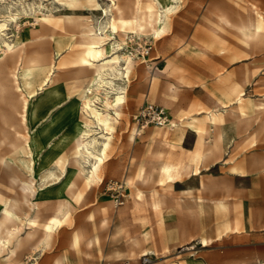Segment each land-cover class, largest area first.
<instances>
[{"label":"rangeland","instance_id":"obj_1","mask_svg":"<svg viewBox=\"0 0 264 264\" xmlns=\"http://www.w3.org/2000/svg\"><path fill=\"white\" fill-rule=\"evenodd\" d=\"M136 1L116 0L122 13L113 10L115 36L123 40L125 31L133 35L126 40V52H135L145 40L153 49L134 57L106 158L87 182L71 167L65 176L62 162L71 156L80 117L75 85H84L92 75L91 66L80 64L87 49L79 32L88 17L96 20L101 12L93 11L87 0H0V23L8 20L3 37L17 44L15 56L25 64H55L50 71L51 66L36 71L30 85L20 79L33 96L21 122L22 95L11 78L15 61L10 52L0 60V144L14 140L17 132L27 135L32 155L26 157L34 161L37 179L48 169L55 174L39 188L40 209L33 214L38 232L1 264H264V34L250 41L240 31L242 24L261 23L264 0H180L165 21L162 35L171 33L165 44L150 30L143 36L133 33L137 18L154 4L140 0L137 6ZM49 11L54 16L42 19L41 13ZM11 13L18 14L16 21L8 19ZM182 43L176 52L184 59L175 61L169 52ZM0 49L7 51V46L0 43ZM196 53L209 60L193 61ZM199 72L207 77L201 83L194 78ZM46 78L50 81L41 89ZM50 88L55 91L48 96ZM146 100L167 109L179 126L148 125L140 131L133 116ZM213 108L227 109L223 151L198 164L200 172L193 177L160 184L162 160L189 161L201 140L205 148L210 146L212 132L221 124L208 117L218 110ZM240 117L251 122L239 124ZM191 129L201 131V138ZM128 176L133 177L130 183ZM0 190L15 194L2 180ZM60 197L70 203L60 227L75 231L76 259L67 253L54 259L44 252L52 249V238L48 246L35 248ZM117 197H122L121 205ZM2 209L0 200V213ZM88 237L92 253L79 249ZM202 238L213 242L203 246ZM143 249L153 254L141 256Z\"/></svg>","mask_w":264,"mask_h":264},{"label":"bare ground","instance_id":"obj_2","mask_svg":"<svg viewBox=\"0 0 264 264\" xmlns=\"http://www.w3.org/2000/svg\"><path fill=\"white\" fill-rule=\"evenodd\" d=\"M87 1L93 11H99L101 14L96 20L92 17H88V19L86 17L87 21L83 23L84 27L82 26L83 28L79 32L82 38L81 42L87 49L80 60V64L82 66H91L92 75L84 85H75V88L80 91V103L78 105L80 117L75 124V134L69 148L71 156L65 157L62 162V173L66 176L67 168L71 167L77 177L84 178L89 182L97 176L106 158L115 133V124L119 122L117 108L126 101L128 83L130 82L129 74L135 64L134 57L126 52V48H128L126 40L132 38L133 35H129L125 31L127 37H124L123 40L115 36L117 25L113 23V10H118L119 14L122 13V9L118 6L116 0ZM152 1L154 4H149L146 11L137 18L136 29L133 33L143 36L147 30H150L154 38H160L163 34L167 17L176 11L180 0ZM136 4L139 6L140 0H137ZM41 15L42 19H49L54 16L50 11L41 13ZM259 16L261 19L259 25L246 23L240 26V31L247 40H256L263 36L264 14L260 13ZM17 17L18 14L11 13L8 19L16 21ZM64 20L68 23L72 22L71 16H64ZM7 22L8 20L5 19L0 23V43L7 46V51L0 52V60L3 59L5 52H10L11 58L15 61V68L11 72V78L15 89L22 95L21 122H25V112L28 108L29 100L33 96L24 90L20 79L26 81L25 85H30L29 79L33 77L36 71H43L47 66H51L49 68L50 71L55 67V64H44L41 62L25 64L19 54L15 56L18 49L17 44L12 40L7 41L3 37L8 27ZM124 24L126 26L127 23L124 22ZM49 81L50 78H46L41 89L47 86ZM54 91L55 88H50L46 92L50 96ZM226 112L227 109L220 108L208 114V117L214 122L215 120H220L221 122L218 130L212 132L213 141L208 148L204 147V143L200 139L201 142L192 160L188 159L189 161L179 162L162 160L160 162L157 168L158 182L160 184L178 182L184 176L193 177V175L200 172L198 164L210 157L214 158L223 151L228 143L227 125L223 124V114H226ZM250 122V117H240L238 119L239 124L247 125ZM179 123L171 121L168 126L176 128ZM191 131L197 133L199 138H201V131L198 129H191ZM10 153L15 154L16 157L10 156ZM26 155L31 156L32 151L29 139L25 134L17 132L14 140L9 142L5 140L0 144V180L6 182L15 191V194L7 195L0 190V200L3 206L0 213V264L2 259H8V262L11 261L24 239H32L38 232V228L35 226L37 217H33V214L38 213L40 209L39 188L44 186L49 178L55 176L53 170L48 169L42 172L38 180L35 175L34 161L27 159ZM163 155L164 153L160 151L159 156L163 157ZM132 179V176H128L127 181L130 183ZM68 185L72 188L74 183H69ZM70 209L68 200L65 197H60L53 215L44 225L42 236L35 243V248L48 246L53 233L60 228L62 219L68 214ZM106 222L107 219L104 220V223ZM200 241L203 246H208L213 242L212 239L206 238H202ZM76 242L77 239L72 244L75 245ZM89 243H92V241ZM149 254H153V252L143 249L141 256ZM57 263L61 264L60 261Z\"/></svg>","mask_w":264,"mask_h":264},{"label":"crops","instance_id":"obj_3","mask_svg":"<svg viewBox=\"0 0 264 264\" xmlns=\"http://www.w3.org/2000/svg\"><path fill=\"white\" fill-rule=\"evenodd\" d=\"M170 34L171 33H168L166 35H162L158 39L160 41V44H165L164 40ZM183 45H184L183 43L179 44V45H176V48H173L169 52V55H171V57H173V60H175V61L177 60L178 61V60L184 59V57H182L183 55H180V54H178L176 52ZM181 51H182V49H181ZM192 60L199 62V61H207V60H209V58L208 57H204V55H202L201 53H196L195 55L192 56ZM194 78L197 79V82L201 83V81L206 80L207 77H206V73H200L199 72ZM147 99H149V98H147ZM213 109H220V108H213ZM171 115H172V113H171ZM197 141H198V137H197ZM160 151H162V150H159L158 153ZM162 152L165 153L164 151H162ZM89 206L90 205L85 206L84 209H88ZM74 235H75V231H72V228H68L67 229V227H64L62 225L52 237V240H53L52 249L49 252L48 251H44V252L50 253L52 255H55L54 259H56V257H58V255L61 254V253H67L69 255L73 254L72 257H74L76 259L77 255H78V252H77V249L75 247H72V243H74V241H75ZM95 238L96 237H94V240H95ZM89 241H90V237L86 238V240H84L83 244L80 246L79 249H81L83 252L85 251L86 253H92L93 250H91L90 247H86V244L89 243ZM42 255H44V254H42Z\"/></svg>","mask_w":264,"mask_h":264},{"label":"built area","instance_id":"obj_4","mask_svg":"<svg viewBox=\"0 0 264 264\" xmlns=\"http://www.w3.org/2000/svg\"><path fill=\"white\" fill-rule=\"evenodd\" d=\"M153 49V44L150 40H145V43L138 44V48L134 50H129L128 53L131 54L133 57L141 54L142 56L148 55ZM134 120L137 123V126L140 131L146 128L148 125L155 126V127H166L172 121L171 113L151 101L146 100L145 103L140 107V109L135 113L133 116ZM122 195V194H121ZM117 205L122 204V197H117L116 199ZM146 260V259H145ZM118 264H129L128 262L118 263Z\"/></svg>","mask_w":264,"mask_h":264}]
</instances>
